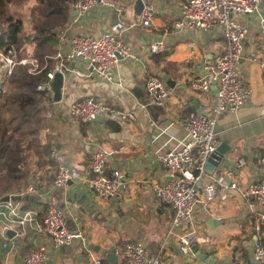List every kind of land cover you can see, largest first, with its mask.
I'll return each mask as SVG.
<instances>
[{
    "label": "crops",
    "instance_id": "0c3cea01",
    "mask_svg": "<svg viewBox=\"0 0 264 264\" xmlns=\"http://www.w3.org/2000/svg\"><path fill=\"white\" fill-rule=\"evenodd\" d=\"M116 1L125 6L122 16L112 9L97 7L75 22L72 6L70 17L53 39L39 44L25 43L18 48L19 59H40L52 71L57 63L56 53L67 50L74 36L99 37L122 25L121 35L138 59L119 64L116 77L121 85L89 76L81 60L66 63L59 101L55 100L52 87L46 91L41 112L32 119L37 128L33 136L36 165L29 178L23 180L29 173L24 175L25 183L19 182L21 188L16 191L20 193L0 196V204L7 196L15 197L21 212H31L33 221L17 227L18 235L14 239L8 236L7 240L0 235V264H23L27 254L40 245L48 248L51 264L93 263L80 240L60 250L51 247L49 238L41 231L51 206L64 213L73 233L81 231L86 235L89 247L105 264H112L107 254L128 241L144 244L161 264H208L200 255L230 264H258L253 244L255 240L264 244V228L256 230L255 218L264 212V207L245 199L236 190H229L227 200H221L218 195L207 206L199 200L188 228L199 236L209 237L210 243L196 245L198 257L191 258L179 250L178 238L182 232L171 231L173 208L158 202L149 183L152 180L168 182L174 175L155 162L157 152L168 150L165 143L169 136L164 130L170 126L175 137L181 140L186 136L185 124L191 114L207 113L217 105L216 88L198 93L190 88V83L206 75V59L224 54L222 27L209 31H176L173 25L180 18L179 0H144L154 7V20L148 27L132 28V21L139 20L142 12L137 10L138 0ZM238 20L249 30L240 60V78L251 89V98L239 111L218 118V146L226 145L223 159L231 161V165H223L216 171L221 175L232 173L228 181L246 186L264 179V166L260 163L264 157V72L252 58L253 54L264 58V7ZM25 32L32 38L35 30L25 24ZM157 40L167 44V52H149L148 46ZM150 77L160 78L169 87L166 106L148 105L146 82ZM164 78L170 80L169 85ZM87 97L105 101L112 111L131 112L135 119H123L107 112L96 122L82 124L69 116L67 110L71 104ZM49 110L55 111L51 118L47 117ZM98 151L107 153L108 176L118 171L128 178V187L121 199L105 201L79 181L53 187L60 164L78 169L83 177L90 176L91 157ZM241 160L244 166L240 165ZM97 246L106 251L105 256L94 251L92 247ZM115 255L117 264H126Z\"/></svg>",
    "mask_w": 264,
    "mask_h": 264
},
{
    "label": "built area",
    "instance_id": "2783aa9c",
    "mask_svg": "<svg viewBox=\"0 0 264 264\" xmlns=\"http://www.w3.org/2000/svg\"><path fill=\"white\" fill-rule=\"evenodd\" d=\"M142 1L143 10L138 16L139 20L132 21V28L148 27L154 20V7ZM97 7L112 9L118 16H122L125 12V6L116 0H78L73 5V10L76 12L75 22H80ZM179 7L180 18L174 23V30L209 31L220 26L226 44L223 55L206 59L204 63L206 75L190 83V88L198 93L211 92L215 85L217 105L207 113L191 114L185 124L186 136L181 140L175 137L170 126L164 130L169 136L165 143L168 150L165 153L157 152L155 162L174 172V175L168 182L156 180L149 182L158 202L167 204L174 210L170 228L171 231L182 232L178 238L180 252L196 258L198 253L195 246L210 243L209 237L199 236L196 231L188 228L199 200L201 204L207 206L218 195L221 200H227L229 190H236L245 199L264 207V179L241 186L237 182L228 181L232 173L221 175L216 170L210 171L207 168L209 158L218 148L216 132L218 118L226 113L237 112L250 102L251 89L240 78V60L249 30L239 22L238 18L258 13L264 7V0H179ZM122 29V25H116L99 37L90 34L74 36L67 50L56 53V67L47 73L45 83L37 85V91L51 90V83L56 73H64L66 63L77 60L84 62L89 76L121 85V80L116 77L119 64L122 61L138 59L121 35ZM148 50L152 54L165 53L168 51V46L164 41L157 40L150 43ZM17 55L15 50L11 57H5L0 50V60L9 74L17 65L28 66V71L32 75L40 74L46 68L34 57L19 59ZM252 58L257 60L264 72V58L259 59L254 54ZM146 90L149 95L148 105L157 107L167 105L170 89L160 78H148ZM54 112L49 110L47 117L51 118ZM107 112L123 119H135L133 113L112 111L105 101L92 97L71 104L67 110L69 116L82 124L96 122ZM54 154L55 152L52 153ZM106 157L107 153L101 151L92 154L91 175L87 177H83L80 171L72 166L60 164L53 187L61 188L70 182L79 181L82 186L94 191L105 201L121 199L124 190L128 187V178L118 171L108 176ZM260 163L264 166V157L260 159ZM240 165L244 166L245 162L241 160ZM32 221L31 212L23 214L12 197L8 202L0 204V235L3 238L8 240L9 231H15L17 227H25ZM255 228L257 231L264 228V212L257 214ZM41 231L47 235L54 250H60L71 245L75 240H80L85 254L93 259L92 264H105L89 247L86 235L81 231L73 233L68 227L64 213L55 206L49 207ZM253 247L255 261L264 264L262 243L255 240ZM115 253L126 264H161L158 258L151 256L144 244L136 241L125 242ZM23 264H51L48 248L40 245L32 249Z\"/></svg>",
    "mask_w": 264,
    "mask_h": 264
},
{
    "label": "trees",
    "instance_id": "16d2710c",
    "mask_svg": "<svg viewBox=\"0 0 264 264\" xmlns=\"http://www.w3.org/2000/svg\"><path fill=\"white\" fill-rule=\"evenodd\" d=\"M29 1L0 0V50L5 57H11L16 48L25 43L35 42L39 44L48 38L53 39V36L57 34L51 33L52 28L46 25L43 28H36L34 24L32 27L35 33L32 38L25 32L23 19L11 13L10 9L17 5H26ZM77 1L36 0L41 18H57L63 24L70 17L71 8ZM39 61L42 62L40 59ZM49 71H51L50 67H46L40 74L32 75L28 71V66L17 65L10 74L7 84L3 81L0 82V162L2 160L7 161V158L15 164L22 162L20 156L26 151L24 144L20 140L14 141V139H29L30 136L35 135L37 128H35L32 119L40 114L41 106L46 100V91H37L36 87L38 84L47 81ZM17 135H21V138H16ZM16 169L18 170L19 167ZM16 169H13V176L17 173ZM20 173L23 175H19ZM19 174L17 177L1 180V197L20 193L16 190L21 188L19 182L26 174L22 171Z\"/></svg>",
    "mask_w": 264,
    "mask_h": 264
},
{
    "label": "rangeland",
    "instance_id": "374dc122",
    "mask_svg": "<svg viewBox=\"0 0 264 264\" xmlns=\"http://www.w3.org/2000/svg\"><path fill=\"white\" fill-rule=\"evenodd\" d=\"M36 4V5H35ZM38 8V9H37ZM39 6H37L36 0H30L26 5H17L14 6L13 8L10 9V12L13 14H16L17 16L21 17L24 21L25 24L31 26H34L36 28L44 27V25L48 26L49 28H52L51 33L53 34L58 33L63 27V23L61 22L60 19L57 18H41L40 14L38 12ZM32 21V24H28L29 22ZM38 31V30H37ZM57 31V32H56ZM40 41V40H39ZM18 51V48H16ZM18 58H20L19 54L17 55ZM11 75L9 74L8 69H6L4 63L0 60V82L3 81L5 84H7L8 79ZM34 123V122H33ZM16 138H21V135H17ZM20 140L21 143L23 142V146L25 147V152L20 156L22 162L20 163H14L7 158L6 160H2L0 162V182L3 179H8V178H14L17 177L20 171L24 172L26 176L29 173V178L31 176V172L36 165V157H35V139L30 136L29 139H14V141ZM13 143V142H12ZM12 146H15V144H12ZM24 162V163H23ZM7 163V164H6ZM16 167H19L17 170ZM13 169L17 170V173L14 174L13 176ZM23 175V174H19ZM25 179V178H24ZM23 179V180H24ZM22 180V185L25 183V181Z\"/></svg>",
    "mask_w": 264,
    "mask_h": 264
},
{
    "label": "water",
    "instance_id": "95a60500",
    "mask_svg": "<svg viewBox=\"0 0 264 264\" xmlns=\"http://www.w3.org/2000/svg\"><path fill=\"white\" fill-rule=\"evenodd\" d=\"M137 10L138 12H141L143 10V1L142 0H138L137 1ZM75 12V11H74ZM76 13V12H75ZM75 13H73V15H75ZM62 79H63V73H56L54 81L51 83V87L55 93V100L59 101V98L61 96L60 93V89L62 86ZM164 81L169 85L170 80H168L167 78H164ZM213 88H216L215 85L213 86ZM201 111H198V113H200ZM226 154V145L222 144L220 146H218L216 152L209 158L208 160V164H207V168L210 171H215L217 169H219L220 167H222L223 165H225L226 167H229L231 165V161H227L225 159H223V156ZM69 184H72V182H70ZM19 198V197H18ZM11 199L10 196H7L3 199L2 202H8ZM12 199H16L15 197H12ZM18 235V233L16 231H9L8 232V236L11 239H14L16 236ZM94 249V251L96 253L99 254V256L103 257L106 255V251L100 249V247H92ZM196 252H198L197 248H195ZM201 258L206 261L208 264H230V263H226L224 261H216L215 259H211L209 258L207 255H200ZM107 258L110 260V262L112 264H117V257L115 255V252H111L107 254Z\"/></svg>",
    "mask_w": 264,
    "mask_h": 264
}]
</instances>
